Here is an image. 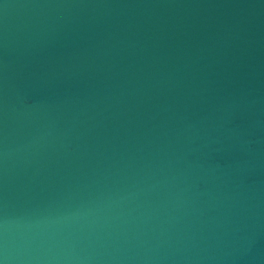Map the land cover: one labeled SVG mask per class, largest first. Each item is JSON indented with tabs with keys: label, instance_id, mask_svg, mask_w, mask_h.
I'll return each mask as SVG.
<instances>
[{
	"label": "water",
	"instance_id": "95a60500",
	"mask_svg": "<svg viewBox=\"0 0 264 264\" xmlns=\"http://www.w3.org/2000/svg\"><path fill=\"white\" fill-rule=\"evenodd\" d=\"M0 264H264V0H0Z\"/></svg>",
	"mask_w": 264,
	"mask_h": 264
}]
</instances>
